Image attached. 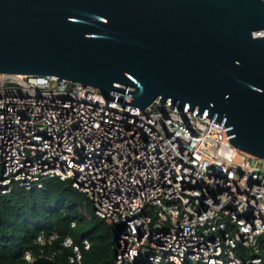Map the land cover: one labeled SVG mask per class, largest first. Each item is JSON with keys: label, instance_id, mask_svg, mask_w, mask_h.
<instances>
[{"label": "built area", "instance_id": "2783aa9c", "mask_svg": "<svg viewBox=\"0 0 264 264\" xmlns=\"http://www.w3.org/2000/svg\"><path fill=\"white\" fill-rule=\"evenodd\" d=\"M158 98L141 109L70 78L0 72V193L68 179L114 224L117 264H264V157L229 141L224 115Z\"/></svg>", "mask_w": 264, "mask_h": 264}, {"label": "water", "instance_id": "95a60500", "mask_svg": "<svg viewBox=\"0 0 264 264\" xmlns=\"http://www.w3.org/2000/svg\"><path fill=\"white\" fill-rule=\"evenodd\" d=\"M264 0H0V72L54 74L216 120L264 157Z\"/></svg>", "mask_w": 264, "mask_h": 264}, {"label": "trees", "instance_id": "16d2710c", "mask_svg": "<svg viewBox=\"0 0 264 264\" xmlns=\"http://www.w3.org/2000/svg\"><path fill=\"white\" fill-rule=\"evenodd\" d=\"M83 202L90 203L84 192L58 176L43 178L40 186L0 193V264H71L72 247L62 244L66 235L80 247L81 264H117L114 224L93 210L87 217L80 209ZM99 225L106 228L99 231ZM43 231L57 236L46 243L35 241ZM83 238L89 240L88 248L83 247ZM25 249L33 253L32 260L23 257Z\"/></svg>", "mask_w": 264, "mask_h": 264}, {"label": "rangeland", "instance_id": "374dc122", "mask_svg": "<svg viewBox=\"0 0 264 264\" xmlns=\"http://www.w3.org/2000/svg\"><path fill=\"white\" fill-rule=\"evenodd\" d=\"M83 201H85V199L83 200ZM80 209H81V211L87 216V217H89L90 216V213L92 212V210H93V205H92V203L90 202V203H87V204H85L84 202L82 203V205L80 206ZM105 220V219H104ZM89 222H90V224L92 223V221H88V225H89ZM107 222V221H106ZM87 223V222H86ZM95 222L93 221V224H94ZM110 223V222H109ZM112 224V223H111ZM106 228V225H99V227H98V230L99 231H103L104 229Z\"/></svg>", "mask_w": 264, "mask_h": 264}, {"label": "bare ground", "instance_id": "6f19581e", "mask_svg": "<svg viewBox=\"0 0 264 264\" xmlns=\"http://www.w3.org/2000/svg\"><path fill=\"white\" fill-rule=\"evenodd\" d=\"M13 73H20V72H13Z\"/></svg>", "mask_w": 264, "mask_h": 264}]
</instances>
